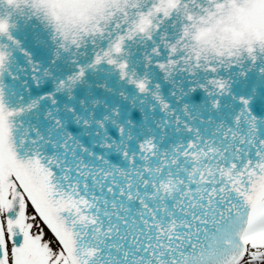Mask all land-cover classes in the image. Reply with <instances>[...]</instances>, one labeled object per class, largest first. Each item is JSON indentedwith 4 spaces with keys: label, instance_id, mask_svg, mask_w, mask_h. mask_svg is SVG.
<instances>
[{
    "label": "snow or ice",
    "instance_id": "snow-or-ice-1",
    "mask_svg": "<svg viewBox=\"0 0 264 264\" xmlns=\"http://www.w3.org/2000/svg\"><path fill=\"white\" fill-rule=\"evenodd\" d=\"M0 264H264V0H0Z\"/></svg>",
    "mask_w": 264,
    "mask_h": 264
}]
</instances>
